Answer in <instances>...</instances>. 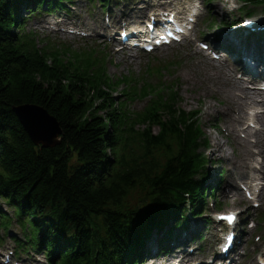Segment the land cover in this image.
I'll return each instance as SVG.
<instances>
[{
    "label": "trees",
    "instance_id": "trees-1",
    "mask_svg": "<svg viewBox=\"0 0 264 264\" xmlns=\"http://www.w3.org/2000/svg\"><path fill=\"white\" fill-rule=\"evenodd\" d=\"M26 2L0 0V195L32 216L50 264H131L150 226L196 189L198 120L175 93L150 86L139 90L154 97L148 106L123 112L100 88L96 60L71 55L74 65L64 64L68 51L47 54L10 34ZM22 106L58 123L59 145L32 143L13 111Z\"/></svg>",
    "mask_w": 264,
    "mask_h": 264
},
{
    "label": "rangeland",
    "instance_id": "rangeland-1",
    "mask_svg": "<svg viewBox=\"0 0 264 264\" xmlns=\"http://www.w3.org/2000/svg\"><path fill=\"white\" fill-rule=\"evenodd\" d=\"M201 1L205 2L206 0H201ZM223 2H224V0H213V3L209 7H207V6L203 7V11L201 13L206 11V8H208L209 14L213 17L212 21H214L215 24H218L221 22L223 23L224 22V21H222L224 18L223 17V9H221V8L225 9ZM226 2L230 8H234L236 6L235 5L236 0H226ZM74 4L77 6L75 11H74L75 13L81 14L82 18L84 20L88 19V18H90V19L92 18V15L90 14L91 11L89 10V8L87 6H85V4L83 2L76 1ZM257 10H259V9H257ZM227 13L229 15L230 11H227ZM48 18H50V19L46 20V17H45L44 19L36 21L35 23L30 22L29 24H26L24 30L28 31L30 29H35L37 34L39 35V37L42 39H45L44 42L52 43V44L58 45V46H66V47L70 48L71 51H74V52H80V51L84 50V48H86V47L95 48L97 54L100 57L104 58V61H105L106 66H107V72L109 75L113 74V73H121V76H124L126 74H130V72H126V73L124 72L125 70L127 71V69L130 67V69L132 70L131 74H133V77H136V76L144 77V74L140 73V72H143L144 68L151 66V68L154 69L158 66H163L165 63H168L170 61H174L176 59L178 60V62L180 64L182 62V60H180L179 56L182 59L193 57L194 61H192L191 64H190V62H186L185 68L180 70L175 76L172 74L171 69H168L167 71L165 70L163 73H161V76H163L164 77L163 79H165L167 81L171 80L172 78H176V77L178 78L177 82H178L179 86H178L177 90L179 91V95H180V98L182 100V102H181L182 109L197 110L198 108L204 107L203 112L201 114L203 121H207L210 118V117L204 118L205 117L204 112L206 110L207 105L212 106L214 108H218V103H217L218 99L217 98L209 97L208 95H206V96L200 95L199 91H200L201 87H193V90L190 89L189 87H187L189 84H191L185 80L186 76H189L187 73L188 71L192 70L193 68H197L200 72L198 73L197 71H195L193 73H195V75L202 77V78L205 76L203 71L206 69L207 59H203V55H202V54H204L203 52H200V55H197V56L194 55V53H196L195 51H197L199 49L197 47V45H195L194 43L191 42L190 44H187V45L184 44L182 47H175V49H173V50H166L165 49V50L157 53L153 59L147 58V57H144L143 59L135 58L131 63H128V67L122 66L121 68L118 69V67L121 63V58L113 57L112 60L109 61L108 57H109V50L110 49H109L108 45L104 44L97 37H94V38L93 37H86L84 39H80L77 37H74V38L65 37L64 38L58 34H53L52 31L48 30L46 25H51L52 27H54L55 23H54V21H52L51 17H48ZM202 20H203V18H201L199 22H201ZM208 21H210V19H208L206 22H208ZM87 30L90 32L89 34H92V32L89 29H87ZM221 30L222 29H219L218 31L211 32V31L206 30L205 27H203V26L201 27L202 33L207 34L205 39H207L208 37L215 36L214 34L217 35V33L220 32ZM195 37L196 36L194 35V36H192L191 39H194ZM222 63L225 64L226 62L222 60ZM203 68H204V70H203ZM209 79H211V78H209L207 76L205 77V81L207 80L206 84H208L210 87L215 89V91H219L221 83L217 82V81L216 82L211 81ZM223 93H224V91H222V92L220 91L218 93V95L223 96ZM116 94L118 95V92ZM141 107H142V105L139 103L132 106L133 109H137V108H141ZM206 113H208V110ZM201 123H202V125H204V122L201 121ZM208 129H209V126H207L204 129V131L206 132L208 138L210 139V141L212 143V139L215 138L214 137L215 133H213L211 131V129H209L210 131ZM137 130H138V128H137ZM154 131H156V130H154ZM216 141H217V139H216ZM217 143L220 145L221 144L224 145V141L223 142L217 141ZM225 152L227 155H232L230 153V150H228V149ZM206 157H208V156H206ZM232 174L233 173L231 171L230 175H232ZM262 190H264V186L262 187ZM221 200H222L221 202L224 205L230 206L232 204V201H228V199H226V198H221ZM206 238L209 240L212 238L211 231L207 232ZM186 242H188V240ZM195 245L196 244L194 243L193 247H191V248H194ZM210 248L211 249L208 253H211L214 251L213 247H210ZM192 250H194V249H192ZM203 252L204 251H202V253ZM37 257L40 258L41 256H37ZM40 259H42V258H40ZM34 261L36 262V264H41L40 260H38L37 258H35ZM22 263H23V261H22Z\"/></svg>",
    "mask_w": 264,
    "mask_h": 264
},
{
    "label": "bare ground",
    "instance_id": "bare-ground-1",
    "mask_svg": "<svg viewBox=\"0 0 264 264\" xmlns=\"http://www.w3.org/2000/svg\"><path fill=\"white\" fill-rule=\"evenodd\" d=\"M194 5L193 7H195ZM192 7V8H193ZM226 16V12L223 14ZM264 48H261V51H263ZM256 51L258 53L257 49H252L253 56L256 55ZM129 51L125 48H122L118 53L111 52V56H125L128 57ZM260 64L264 66V61H260ZM209 67V76L214 79H221L224 84L228 85V98L225 100L224 105L219 110H213L215 113H223L226 117H233L234 115H240L244 111V101L250 96L253 95L252 93H249L247 90V87L245 84H243L241 81L237 80L234 76L236 69L233 68L232 70H229L228 68H225L222 64L219 62H214L213 64H208ZM215 69V70H214ZM237 74L241 75L240 72H237ZM188 83H191V80L186 79ZM193 84H196V82L192 81ZM209 90L207 88H204L201 93H208ZM255 106L264 107L263 103H257ZM264 117V111L263 113L257 117L258 121H261ZM252 147H257L259 151L257 152V155H264V140L263 141H257L252 145ZM223 148L220 145H214L213 150L211 151L213 155H218V157L221 160L225 159L224 152L222 150ZM248 155L253 157L254 154L249 151ZM215 156L212 157L214 159ZM223 158V159H222ZM225 161V160H224ZM264 169V162L262 164ZM245 169L253 170L248 164L245 165Z\"/></svg>",
    "mask_w": 264,
    "mask_h": 264
},
{
    "label": "water",
    "instance_id": "water-1",
    "mask_svg": "<svg viewBox=\"0 0 264 264\" xmlns=\"http://www.w3.org/2000/svg\"><path fill=\"white\" fill-rule=\"evenodd\" d=\"M24 131L36 147L52 148L60 144L58 123L36 106L13 109Z\"/></svg>",
    "mask_w": 264,
    "mask_h": 264
},
{
    "label": "snow or ice",
    "instance_id": "snow-or-ice-1",
    "mask_svg": "<svg viewBox=\"0 0 264 264\" xmlns=\"http://www.w3.org/2000/svg\"><path fill=\"white\" fill-rule=\"evenodd\" d=\"M226 219H228L229 221H232L234 219V217L229 216V217H226Z\"/></svg>",
    "mask_w": 264,
    "mask_h": 264
}]
</instances>
